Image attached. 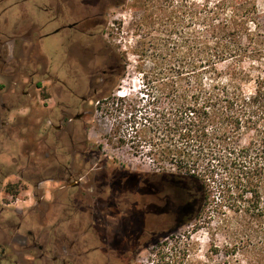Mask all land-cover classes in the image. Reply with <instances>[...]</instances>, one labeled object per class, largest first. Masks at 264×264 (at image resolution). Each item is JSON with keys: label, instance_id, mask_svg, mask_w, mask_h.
I'll return each instance as SVG.
<instances>
[{"label": "rangeland", "instance_id": "rangeland-1", "mask_svg": "<svg viewBox=\"0 0 264 264\" xmlns=\"http://www.w3.org/2000/svg\"><path fill=\"white\" fill-rule=\"evenodd\" d=\"M164 2L156 0L155 5ZM256 2L264 14V0ZM50 5L56 8V0H0V234L17 227L23 216L25 228L36 230L31 209L33 187L43 177L72 174L71 189H61L65 182H47L40 190H56L61 199L65 191L72 194V229L80 233L87 225L89 235L84 238H88V247L100 245L113 254L114 246L122 254L119 264H264V204H216L215 195V202L169 204L168 215L144 217L145 209L139 204H154L146 182L157 183L163 173L174 172L168 165L153 164L144 143L139 149L132 147L129 116L122 109L125 102L119 100L134 97L141 88L130 49L135 42L134 20L146 11L137 8L133 0H101L98 4L103 13L93 20L99 25L90 28L91 37L87 35L97 54L91 65L98 64L93 67L98 72L92 81L96 92L90 95L91 77H79L78 87L75 77L51 75L61 72L59 33L43 37L38 44L48 58L49 70L40 51L27 54L33 42L19 38L32 26L21 17L24 10L38 20L42 16L39 10L46 12V19L39 23L44 34L55 29ZM99 6L90 7V13ZM64 33L69 34L68 39L80 37ZM114 66L111 76L101 75L102 70ZM79 114L83 115L79 120H72ZM111 174L113 181L107 187ZM11 185L16 194L7 192ZM165 196V191L161 192V197ZM131 204H137L135 210ZM61 206L51 204L48 222H54L53 217L62 220ZM244 206L258 208V212L248 215L242 211ZM193 207L197 209L194 218L178 223L180 213ZM115 209L118 214L112 217L109 210ZM131 211L136 212L133 219ZM59 227L64 231L66 225ZM129 246L134 252L131 257Z\"/></svg>", "mask_w": 264, "mask_h": 264}, {"label": "trees", "instance_id": "trees-1", "mask_svg": "<svg viewBox=\"0 0 264 264\" xmlns=\"http://www.w3.org/2000/svg\"><path fill=\"white\" fill-rule=\"evenodd\" d=\"M133 1L146 11L134 20L130 49L141 88L119 100L132 147L144 143L153 164L174 170L146 183L152 202L207 204L218 195L216 204H264V14L256 0Z\"/></svg>", "mask_w": 264, "mask_h": 264}, {"label": "flooded vegetation", "instance_id": "flooded-vegetation-1", "mask_svg": "<svg viewBox=\"0 0 264 264\" xmlns=\"http://www.w3.org/2000/svg\"><path fill=\"white\" fill-rule=\"evenodd\" d=\"M101 3V0H56V8L52 7L53 16L52 20H55L56 27L53 28L48 33H43L42 26L39 24L29 26L27 31H24L22 37L27 38L29 41H32L30 47H28V53L31 55H37L36 52H39V41L46 36L53 34H60L62 38V51L60 54V73L52 72L55 78H67L75 77L76 85L79 87V77H91V80L88 82L87 90L90 95H93L96 90L92 87V81L98 75V72L94 71L93 67H98V64L95 66L91 65L90 60L97 57L96 51L90 45L92 40L87 38L91 33H89L90 28L93 26H98L99 23H95L93 20L95 17L102 16L103 10L99 9L98 5ZM99 6L94 13H90L89 9ZM54 8V9H53ZM96 8V7H95ZM51 20V21H52ZM71 20V22L69 21ZM69 21V22H68ZM71 35H80V37H72L68 39L69 34ZM84 37L85 40L82 39ZM17 37V36H16ZM17 37V38H18ZM87 38V39H86ZM90 39V40H89ZM15 40V39H13ZM23 51V49H22ZM25 53V51H23ZM40 55L45 56L46 62L48 63L49 70V61L45 54L41 51ZM38 54V58H39ZM28 61V60H27ZM115 70V66L109 68L107 71L102 70V76H111ZM6 112H10V108H6L1 105ZM79 118H76L79 116ZM72 118V120H79L83 115L79 114ZM5 123L2 124V127H5ZM1 155V154H0ZM29 156H38L37 153L30 154ZM56 164V163H55ZM57 165V164H56ZM1 168V166H0ZM54 168V167H53ZM101 170V169H100ZM55 171V168H54ZM114 170L110 169L112 173ZM108 172V171H107ZM106 172V173H107ZM104 174V176L106 175ZM114 173V172H113ZM112 173V174H113ZM56 174V173H55ZM111 174V179L108 180L109 184L107 187H110L113 178ZM126 173L123 174L125 176ZM110 175H106L109 177ZM133 176V175H132ZM130 176V177H132ZM1 178V176H0ZM72 174L64 176H50L43 177L38 181V183L33 187L32 198L33 206L31 209L34 214L33 220L36 226V230H31V228H25L23 217H19L17 227L14 229L7 228L5 234H0V264H119L121 261V253L118 250L112 248L113 254L111 251H108L106 248H100V245L89 246L88 247V238L84 237L89 235V228L85 227L80 233L73 230L72 226V215H73V204H72V194H69L65 191L63 198L57 196L58 192L55 190L51 192L50 190L41 191L40 185L47 182H65V186L61 189L68 190L73 186H68ZM110 178V177H109ZM132 179V178H131ZM3 181V180H2ZM146 182V181H145ZM147 183V182H146ZM78 180L75 182V185H78ZM1 186V179H0ZM149 192H151L150 187H146ZM60 193V192H59ZM45 194H48L45 195ZM0 204H3L0 201ZM51 204H63L60 207L62 212L61 218L53 217L54 222H48L46 215L50 212L51 214ZM143 205L145 209L144 217L147 218L148 215L153 213L154 215L166 216L169 214L168 207L169 204H139ZM108 206H111L108 204ZM114 206V204H112ZM131 208L134 210L137 207V204H131ZM81 208H83L81 206ZM30 209V208H29ZM80 209V207L78 208ZM87 208H85L86 210ZM79 210H77L78 212ZM130 214L132 219L136 216L135 211H131ZM27 213V212H26ZM109 214L113 217L115 214H118V211L109 210ZM28 213L26 214V216ZM184 213H180L178 222H181L183 219ZM86 220V219H85ZM65 224V230H60V225ZM50 227V228H49ZM91 229V228H90ZM22 230V231H21ZM60 231V232H59ZM97 236V234H96ZM130 238V237H129ZM102 239V238H101ZM103 240V239H102ZM111 247V246H108ZM129 257L133 256L134 252L131 251V247L128 248ZM126 250V249H125ZM118 251V252H116ZM98 252V255H97ZM31 253V255H30ZM102 255H101V254ZM118 253V254H116ZM123 253V252H122ZM124 255L126 253H123ZM130 262V259H129Z\"/></svg>", "mask_w": 264, "mask_h": 264}, {"label": "crops", "instance_id": "crops-1", "mask_svg": "<svg viewBox=\"0 0 264 264\" xmlns=\"http://www.w3.org/2000/svg\"><path fill=\"white\" fill-rule=\"evenodd\" d=\"M22 2H25V1H27V0H21ZM41 13H42V16H41V18H40V20H38V19H35V18H33V17H31V16H29V14L27 13V11L26 10H24V13H21V17H24V19H26L27 21H29V25H36V24H39V23H41L42 22V19H43V21L46 19V12H43V11H41V10H39ZM27 24V25H28ZM40 25V24H39Z\"/></svg>", "mask_w": 264, "mask_h": 264}, {"label": "water", "instance_id": "water-1", "mask_svg": "<svg viewBox=\"0 0 264 264\" xmlns=\"http://www.w3.org/2000/svg\"><path fill=\"white\" fill-rule=\"evenodd\" d=\"M80 117V115L79 116H77L76 118H79Z\"/></svg>", "mask_w": 264, "mask_h": 264}]
</instances>
